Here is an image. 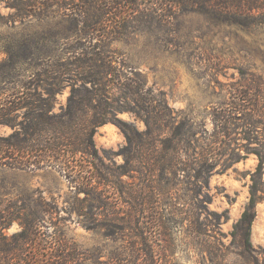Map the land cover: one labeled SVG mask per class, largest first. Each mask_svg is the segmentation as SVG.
<instances>
[{"label":"rangeland","instance_id":"1","mask_svg":"<svg viewBox=\"0 0 264 264\" xmlns=\"http://www.w3.org/2000/svg\"><path fill=\"white\" fill-rule=\"evenodd\" d=\"M145 1L163 11L111 6L110 23L123 27L130 17L135 28L99 50L126 66L86 87L97 73L90 39L67 15L82 1L0 0V113L16 125H0V144L29 121L22 98L11 99L15 112L6 106L15 87L53 85L55 113L74 87L94 88L114 109L89 155L73 154L79 141L69 139L58 165L31 150L0 162V249L17 245L25 222L31 227L23 252L0 254V264H249L235 225L252 186L251 242L264 249V21ZM142 108L152 111L149 128ZM29 140L40 155L46 139Z\"/></svg>","mask_w":264,"mask_h":264},{"label":"trees","instance_id":"2","mask_svg":"<svg viewBox=\"0 0 264 264\" xmlns=\"http://www.w3.org/2000/svg\"><path fill=\"white\" fill-rule=\"evenodd\" d=\"M81 1V4L78 5L77 8L71 10L67 15L73 17L75 21L82 25L83 37L90 39L91 45L89 46L91 51L88 52V56L92 65L89 69H96L97 73L95 74L101 75V77H97L95 74L92 76L88 75L87 79H85V86L87 87L90 83L100 82L105 77L113 78L116 68L123 66L124 64L122 61H118V57L114 60V57L102 53L101 50H99L102 48L101 44L108 41V43H106L108 46L110 43L117 40L120 37L119 35L123 34L121 28L124 33H129L130 29L135 28V26H133L136 23L135 18L130 20L129 17V20L124 23L123 27H119L114 21L110 23V20L107 18L111 12L110 10H112L111 6L115 5V9L117 10L116 6L122 7V4L124 3L123 6L126 8L125 14H127V10L131 6L134 7L132 11H134L135 14L142 12L143 9L141 7L143 4L151 8L154 13H161L163 7L161 4L157 5V3H148L149 1L145 0ZM34 3L35 2L28 1L26 3L27 8L35 7L37 9V4ZM168 4L171 7H182L190 12H198L202 10V12L212 15L218 20L231 17H233L234 20L238 18L244 25H249L252 22L255 23L260 20L261 22L264 21V0H173L168 2ZM26 6L23 7V5H17V9L25 12ZM139 8L142 10L139 11ZM38 9H41V7H38ZM67 10L69 9L66 8V12ZM231 10L236 11V13L231 15ZM118 15H123V13L121 12ZM94 40H96V43L93 45L92 42ZM87 41L88 40L85 42ZM124 66L126 65L124 64ZM46 74L48 75V73ZM128 83L129 81L126 82V85H128ZM39 88L41 87L38 86V88L35 87L34 89L24 88L22 86L18 88L15 87L12 89L10 96L6 97V106L14 108V112L18 109L20 104L11 99H23L22 102H24V104L22 105H24V108L28 109V113H26L25 116H27L29 121L23 123L18 132H14L22 134H13L3 140V144H0V162L6 163L9 160H14L16 157L23 159L27 155H30L32 151V153H36V158L39 156L41 157L40 159L43 163L52 162L53 164L56 163L55 165H58V162L61 163V157L65 156L64 154L66 153L69 139H77L79 141V144L74 147L75 150L73 154L82 153L89 155V147L92 149L95 148L93 138L98 129L107 123L112 122L110 117L112 113H114V109L111 104L106 101V96L104 94H96L95 91H93L94 88H86V94H83L82 91L75 89L74 87L69 96L67 106L61 107L62 109L59 113H55V108L57 105L56 98L60 91L55 89L53 85H49L45 88L43 87V92L40 91ZM6 92H9V90H6ZM43 93L46 97H44ZM1 95L2 93L0 92V97ZM246 96L247 94L243 97ZM142 110L146 112V117H142L140 113L137 114L139 117L144 118V122L149 128L151 127L150 120L152 118V111L143 108ZM8 115L9 114L4 110L1 111L0 125H7L16 128L14 117H8ZM4 117L6 118L3 119ZM116 121L122 131L128 133L125 128L129 125L123 121ZM37 135H41L46 139V144L44 146L45 149L41 150L40 155L38 154L40 150L29 146L30 137ZM263 162L264 160L260 161L259 171L263 167ZM16 165L17 164L12 163L11 167ZM59 169L63 170L61 167ZM70 171L74 173L73 169ZM255 191V186H252L249 204L243 212L240 220L236 223L235 229L243 241L244 252L249 256V264H264V249H260L259 251L255 250L251 242V229L257 215L256 205L258 197ZM22 228L20 235H18L19 239L17 245L13 248H7L6 246L1 247L0 254H11L15 257L19 252H23L20 245L21 243H27V233H30L31 227L25 222V225H22Z\"/></svg>","mask_w":264,"mask_h":264}]
</instances>
